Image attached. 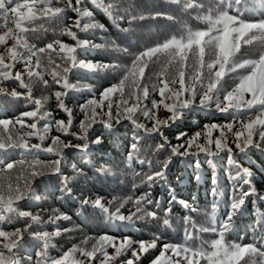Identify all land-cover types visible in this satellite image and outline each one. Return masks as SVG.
<instances>
[{
  "label": "snow or ice",
  "instance_id": "6c2138e0",
  "mask_svg": "<svg viewBox=\"0 0 264 264\" xmlns=\"http://www.w3.org/2000/svg\"><path fill=\"white\" fill-rule=\"evenodd\" d=\"M181 6L182 9H192L196 12V19L203 21L207 27L204 30L188 29L186 34L177 39H171L147 47L132 56L130 66H122L119 63L103 64L100 62L81 61L77 58L79 49H99L104 47L101 44L89 40L80 39L78 33L73 31L77 28L79 32L97 30L95 24H82L81 12L85 0H0V28L5 29L0 34V97H10L19 100L23 97L25 105H34V110L22 111L13 118H0V264H21L19 252L27 251L24 248L25 236L36 240L40 247L36 254L34 264H139L142 257L152 255L150 264H200V260L206 264H264V248H258L254 244H242L226 239L227 233L231 230L232 216L225 218V222L218 229L214 230L217 238L207 243V246L195 247L187 242L182 244L164 243L160 244V237L153 235L150 239L133 240L124 237L118 241L111 235H100L98 237L85 236L80 244H73L67 251H60L59 256H53L51 249L56 247L52 243L54 237L62 234L60 227L53 232L31 231L34 225L41 223L40 217L32 214L31 211L23 210L20 201H38L41 197L37 195L32 181L37 176H44L42 170L47 167L53 175L61 177V198L70 196L76 198L71 187V180L62 173V163L65 159L62 149H74L87 153L90 149L89 130L94 132L93 125L100 124L107 130H112L113 125L122 122L134 123L137 130L143 129L145 133H162L163 127L169 126L168 121H155L151 127L140 123L139 112L145 119L154 120L153 109L161 104L172 113L170 120L175 123L183 114L184 110L203 109L213 110L233 123L223 125L209 124L206 126L207 134L205 142L200 143L201 133L182 139L181 145H175L173 151L181 156H199L201 153L214 156L227 152L231 156L232 145L235 150L243 153L248 148L264 150V19L249 21L244 19V13L248 5L245 0H211L205 5L200 0H168ZM112 19L119 25V21H127L129 27L134 21L145 19H156L164 16L166 19L172 17L163 13L144 15L138 12L132 4H125L123 0H113L107 6ZM71 11L78 19L71 25L64 24V14ZM11 25H14L12 27ZM46 25H55L59 35L67 36L74 45L66 44L60 39H54L44 47L37 48L31 42L30 33L38 30L47 32ZM99 30L103 32V28ZM129 31V28L124 29ZM244 45L253 46L249 58L242 59L241 48ZM59 47V53H66L57 56L62 63H56L54 57L49 53L46 57L41 56L48 50L55 51ZM112 47L116 51L126 53L127 50L120 48L115 42ZM241 53V55H237ZM163 56L161 70L155 73L156 80L151 83L152 92H159L160 100H151V108L144 104L149 93V82L152 75L145 78V70L149 62L155 57L159 60ZM35 57V64L33 63ZM46 59V63H42ZM24 65V73L27 82L21 71L15 70L16 65ZM123 67L125 74L114 85L109 86L100 93V99H89L83 106H93L91 113L85 112L84 121L80 122L81 134L70 131L73 125V113L65 104V97L68 91H55L57 107L66 113L67 120L56 119L52 113L44 109L43 99L35 98L32 95L33 87L43 84L51 87L45 75L51 76V83L61 85L63 89L76 91L69 83L68 76L77 69L87 71H116ZM41 69V71H35ZM163 78V79H162ZM5 81L14 82L11 90L5 86ZM141 81H144L143 83ZM179 84V87H170ZM163 85L160 87L159 85ZM26 89V93L18 91ZM126 89L128 91L126 92ZM187 94V98H182ZM250 96L245 99V96ZM115 96L116 99H112ZM197 97L199 103L197 104ZM171 100L172 103H166ZM106 102V103H105ZM99 108L98 113L94 109ZM239 125H234L237 119ZM40 121L44 123L41 125ZM20 127L17 128L16 126ZM39 125V126H38ZM163 126V127H162ZM55 129L65 137H75L81 143L65 141L61 136L50 137L51 143L45 146L49 132ZM219 130V135L213 137V130ZM35 137L39 143H30V138ZM137 144L139 137L136 138ZM93 145L102 143L100 138L91 141ZM183 148V151H179ZM17 149L21 152L19 160H8ZM194 149V150H193ZM44 152L58 157L48 162L47 165L37 158V153ZM138 148L133 147L128 160L136 157ZM144 161L140 159L139 162ZM145 162V161H144ZM17 166L30 170L27 176H17L12 179V171ZM75 172L76 169L73 168ZM159 174L154 173L148 179H154ZM24 184H20V180ZM72 180L75 179L73 175ZM250 193H245L247 197ZM144 197L136 198L133 203L135 211L125 216L121 208L128 201L125 200L119 207L112 211L103 197L97 196L91 199L84 196L80 203L82 206H90L107 214L110 222L129 223L133 217L139 220L157 218L155 210H149L150 203ZM131 199V198H128ZM244 204L241 199L238 204L232 206L233 211H238ZM166 214L170 209L165 210ZM137 213L139 215L137 216ZM70 220L68 215L58 214L50 218L48 223L56 224L58 220ZM24 222L23 227H15L6 230L5 226H11L19 221ZM162 223L168 225V219ZM64 232L69 229H63ZM200 231V229H198ZM191 240L192 233L186 232ZM92 241L91 247H87ZM83 245V246H82ZM134 245L138 247H134ZM114 249L109 254L108 249ZM154 250L158 254L153 255ZM131 258H127L129 256ZM78 257H83L80 259Z\"/></svg>",
  "mask_w": 264,
  "mask_h": 264
},
{
  "label": "trees",
  "instance_id": "16d2710c",
  "mask_svg": "<svg viewBox=\"0 0 264 264\" xmlns=\"http://www.w3.org/2000/svg\"><path fill=\"white\" fill-rule=\"evenodd\" d=\"M113 0H85L83 11L81 12L82 24H95L97 30L79 32L73 28L82 40H89L104 47L99 49L84 48L79 49L76 53L77 58L81 61L100 62L103 64L119 63L122 66H130L132 56L147 47H152L163 43L172 37L177 39L186 34L188 29L204 30L207 25L197 20L196 12L192 9L184 10L181 6L168 2V0H123L125 6L132 4L133 7L144 15L163 13L165 16L172 17L166 19L164 16L156 19H145L134 21L133 26L129 27L127 21H116L112 19L108 12L107 6ZM248 5L244 13V19L249 21H258L264 19V0H245ZM202 4H209L211 0H200ZM78 19L75 13L68 11L64 14L63 23L71 25L74 20ZM14 27V25H11ZM48 31L38 30L36 33H30L31 42L37 45V48L44 47L54 39H60L62 42L74 45L67 36L59 35V30L53 29L55 25H46ZM103 28V32L99 28ZM129 28V31L124 29ZM5 29L0 28V34ZM115 42L120 48L126 49L123 53L116 51L112 47ZM3 48L0 47V51ZM253 46L244 45L241 48L242 59L249 58ZM51 54L56 63H62L57 53L59 47L55 46V51L48 50L47 53L40 54L46 57ZM66 53V50H65ZM65 53H59L64 55ZM238 53L237 55H241ZM164 57L159 60L153 58L149 62V67L145 70V78L152 75V81L149 82V97L144 100L151 108V100H160L159 92H152L151 83L155 82V73L161 70V64ZM46 59L42 63H46ZM35 64V57H33ZM21 71L27 82L24 65H16V69ZM41 71V69H35ZM125 74L123 67L113 71H87L77 69L68 76L69 83L76 91L66 90L61 85L51 83V76L45 75L49 80L51 87H45L42 83L33 87L32 95L35 98L43 99L44 109L52 113L56 119L67 120L66 113L60 111L57 107L55 91H68L65 97V104L72 110L73 125L70 131L77 135L81 134L80 122L85 119V112L91 113L93 106L83 108L89 99H100V93L111 85H114ZM163 79V78H162ZM142 83L144 81H141ZM8 90L14 86V82L5 81ZM163 87V85H159ZM170 87H179V84ZM18 91L26 93V89ZM128 89H126V92ZM248 95L245 96V99ZM182 98H187L183 94ZM112 99H116L115 96ZM106 103V102H105ZM166 103L171 104V100ZM196 103H199L197 97ZM34 105H25L23 97L14 100L10 97H0V118H13L18 116L22 111L34 110ZM100 112L99 108L94 109ZM154 120L145 119L138 112L140 123L151 127L155 121H168L169 126L163 127L162 133H145L143 129L137 130L134 123L122 122L119 125L114 124L112 130L103 128L100 124L93 125L94 132L89 130V143L91 149L87 152H81L74 149H62L64 161L62 163V173L71 180V187L76 198L64 196L61 198V177L53 175L45 167L44 176H37L33 179L32 184L37 195L41 198L38 201H20L23 210L31 211L33 215L39 216L41 223L34 225L31 231H48L53 232L56 227H60L62 234L54 237L52 243L56 245L51 249L53 256H59L60 251H67L73 244H80L85 236L98 237L100 235H111L118 241L124 237L133 240L150 239L153 235L160 237V244L173 243L188 244L200 247L207 246L212 239L217 238L214 230L225 222V218L232 216L231 230L227 233L226 239L242 244H254L258 248H264V150L248 148L241 153L233 147V153L230 156L227 152H222L214 156L201 153L199 156H181L173 151L175 145H181L184 139L194 136L209 124H222L233 122L213 110L191 109L184 110V114L172 123L170 117L172 113L166 109L163 104L153 109ZM240 121L238 118L235 122ZM44 122L40 121L42 125ZM39 126V125H38ZM17 128L20 126L17 125ZM56 135L61 139L73 143H81L75 137H65L55 129L49 132V138L45 141V146L50 144V137ZM213 135V134H212ZM139 137L137 144L136 138ZM100 138V145H93L91 141ZM30 143H39L33 137ZM200 143L205 142V136L201 135ZM137 147L138 152L132 153L136 159L128 160L132 148ZM194 150V149H193ZM179 151H183L180 148ZM20 149H17L8 160H19L21 156ZM37 158L45 163L58 159L57 156L39 152ZM140 159L144 161L139 162ZM73 168L76 171H73ZM27 166L21 169L17 166L12 171V179L17 176H27L29 174ZM154 173L159 174L154 179ZM75 176L72 180L71 177ZM24 184V180H20ZM245 193H250L245 197ZM150 201L147 204L149 210L157 212V218L152 220L146 218L139 220L133 217L129 223L110 222L107 214H103L98 209L90 206H82L80 200L84 196L95 199L97 196L103 197L104 202L111 203L108 205L112 211H115L125 200L128 202L121 208L125 215H131L135 211L133 201L138 197H144ZM131 198V199H128ZM244 199L243 206L238 211H233L232 206L238 204ZM167 209L170 212L166 214ZM58 214L68 215L70 220H58L56 224L48 223L50 218ZM139 213H137V216ZM163 219H168V225L162 223ZM24 222L21 220L11 226H5L6 230H12L15 227H23ZM69 229L64 232L63 229ZM200 229V231H198ZM186 232L192 233V239L189 240ZM92 241H89L87 247H91ZM83 246V245H82ZM39 243L30 236H25L24 248L27 251L19 252L21 264H34ZM134 247H138L134 245ZM109 254L114 253V249H108ZM158 254L154 250L153 255ZM83 259V257H78ZM130 257V253L129 256ZM152 255L142 257L139 264H150ZM98 264V261L95 262ZM200 264H206V261L200 260Z\"/></svg>",
  "mask_w": 264,
  "mask_h": 264
},
{
  "label": "rangeland",
  "instance_id": "374dc122",
  "mask_svg": "<svg viewBox=\"0 0 264 264\" xmlns=\"http://www.w3.org/2000/svg\"><path fill=\"white\" fill-rule=\"evenodd\" d=\"M249 96H247V98H248ZM227 123H233V122H226V123H222V124H220V125H223V124H227ZM239 123H240V121H237V122H234V125H239ZM196 133H198V132H196ZM195 133V134H196ZM199 133H201V135L203 136H206V134H207V128L206 127H204L202 130H200L199 131ZM194 134V135H195ZM212 134H213V137H216V136H218L219 135V130L217 129V130H213V132H212ZM192 137V136H191Z\"/></svg>",
  "mask_w": 264,
  "mask_h": 264
}]
</instances>
